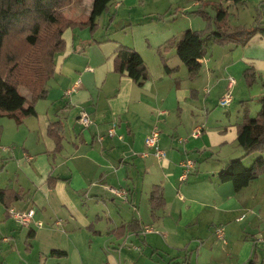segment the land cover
<instances>
[{"label": "crops", "instance_id": "obj_1", "mask_svg": "<svg viewBox=\"0 0 264 264\" xmlns=\"http://www.w3.org/2000/svg\"><path fill=\"white\" fill-rule=\"evenodd\" d=\"M147 1L112 0L120 16L119 23L112 17L114 28H66L35 114L20 122L0 117V264H246L253 251L264 262L256 246H264L261 202L246 192L252 181L261 186L258 176L239 190L218 177L229 160L246 163L236 131L264 97V27L243 43H207L193 76L169 47L163 54L175 69L167 72L158 48L181 29L134 34L131 27L129 34L122 20L139 18V2L162 1L165 10L179 1ZM91 2L76 14L82 21ZM156 8L139 12L147 19ZM122 45L137 52L132 63L146 65L145 77L115 70ZM229 77L233 95L223 106ZM81 111L89 124H81ZM154 125L161 158L144 145ZM254 151L250 165L264 157ZM187 160L192 167L181 178ZM152 189L159 194L155 209ZM9 207L34 212L23 225ZM52 249L65 254L49 255Z\"/></svg>", "mask_w": 264, "mask_h": 264}, {"label": "trees", "instance_id": "obj_2", "mask_svg": "<svg viewBox=\"0 0 264 264\" xmlns=\"http://www.w3.org/2000/svg\"><path fill=\"white\" fill-rule=\"evenodd\" d=\"M65 0H0V117H10L20 122L24 117L35 114L34 104L37 99L45 95V84L53 75L54 57L64 46L62 34L68 27H87L94 30L98 25L97 17L103 12L109 11V3L112 0H92L87 18L78 23L67 20L63 24L55 27V37L51 42L52 48L46 57H37L36 53H27L25 50L17 48L18 33L17 28L24 23L28 16H36L40 20L34 21L29 32L23 38L29 46L37 43L40 33V22L45 21L50 24H57L56 9ZM198 4L205 0H194ZM237 4L243 0H224ZM264 1V0H262ZM216 13L214 16V29L206 27L205 30L198 31L190 28L184 29L178 36L171 37L158 48L161 63L167 72L174 71L175 68L169 67L167 57L163 51L173 47L175 54L186 67L189 75L193 76L200 67V58L203 55L205 45L209 42L223 44L225 42L247 41L253 34L260 30V27L246 28L243 24L232 25L228 23V10L221 2L215 5ZM202 14L205 12L200 9ZM207 14V13H205ZM16 37V38H15ZM137 52L128 46H120L115 54V70L122 73L124 70L133 78L139 80L147 75L146 65L142 62L133 64ZM23 66V71L20 70ZM248 75V72L245 71ZM29 89V96L21 93L20 86ZM260 108L253 117L244 116L237 125L236 140L243 148L244 154L254 150L264 151V97L260 99ZM49 132L55 133L53 125H50ZM1 135V125H0ZM264 171V157H256L250 166L243 165L241 157L229 160L226 165L218 172V177L222 181H230L235 190L246 186L249 181L257 177ZM5 189H0V195L5 194ZM15 194L12 198H17ZM159 194L152 189L150 193L151 207L155 209L158 205ZM65 251L52 249L49 255L62 256ZM246 264H264L259 261L256 253Z\"/></svg>", "mask_w": 264, "mask_h": 264}, {"label": "rangeland", "instance_id": "obj_3", "mask_svg": "<svg viewBox=\"0 0 264 264\" xmlns=\"http://www.w3.org/2000/svg\"><path fill=\"white\" fill-rule=\"evenodd\" d=\"M144 1V0H143ZM179 4L173 5L172 8L163 10V3L162 1H159L157 3H149L152 6L157 7L156 10H152L151 12H148L147 15H150L147 19H143V15L139 12L141 9H145L149 7V0L147 1L146 5L144 7L142 2H139L137 8L134 10V16L138 17V19L133 20L130 22L129 20H122L124 29L122 25L119 29H124L126 32L130 34L131 27L134 31V34H138L139 32L146 33L150 29L152 30H160L163 29L167 30V27L169 28H176L181 29L177 30L179 35L180 31L190 28L193 30L202 31L205 30L206 27L209 29H214V16L216 13L215 5L221 2L223 6H226L229 16L227 18L228 23L235 25V24H243L246 28H253L254 26L258 27H264V1L262 0H243L240 3L234 4L231 2H225L224 0H205L201 2L200 4H194V0H178ZM88 0H65L62 5L58 9H56L55 16L59 20V23L57 24H50L45 21L40 22V33L37 37V43L34 46H29L26 44L25 41H23L25 35L29 32L30 25L36 21L39 20L36 16H28L26 21L22 23L19 28H17L18 33L15 34L17 36V42L19 44L17 45L18 49L25 50L27 53H36V56L39 57H46L48 51L52 48L51 42H53V38L55 37V27L59 26L60 24H63L64 22H67V20L78 23L82 21L81 16H76V14L84 13L87 9ZM109 11L103 12L99 17H97L98 25L100 27L106 28L111 24V26L115 27V22L112 19V17H118L116 18V23L120 22V16H116V11L112 8V3H109ZM144 7V8H143ZM158 9V10H157ZM202 9L207 14H202L199 10ZM153 15V16H152ZM123 17V16H122ZM126 19V18H124ZM40 21V20H39ZM164 22V23H163ZM127 23V24H126ZM106 30V29H105ZM127 35V33H126ZM16 38V37H15ZM129 39V36H127ZM173 51V50H172ZM20 70L23 71V66L19 67ZM20 91L22 94L29 96V89L23 85L20 86ZM233 95V94H232ZM38 100V99H37ZM36 100V101H37ZM252 102V101H250ZM260 106V105H259ZM259 109V108H258ZM251 116L254 115V112H251ZM3 120V119H1ZM7 120V119H5ZM257 153H254V155H258L259 151H254ZM264 155V153H262ZM249 154L245 155L244 162L245 165L250 166V161L248 162L247 159L249 158ZM254 156V157H255ZM248 162V163H247ZM259 174L257 178L261 182V186L256 181H252L250 183L247 194L248 197L252 194L257 195L258 201H260V217H264V175ZM256 179V178H255ZM254 217H251V224L257 223V218L253 219ZM227 223V222H226ZM224 227V226H223ZM259 233L264 234V229H259ZM250 237V236H249ZM218 239V238H217ZM258 247V252L260 250V255L264 257V246H259V244L256 245ZM164 256L163 254H161ZM163 263V262H162ZM172 264V263H171Z\"/></svg>", "mask_w": 264, "mask_h": 264}, {"label": "built area", "instance_id": "obj_4", "mask_svg": "<svg viewBox=\"0 0 264 264\" xmlns=\"http://www.w3.org/2000/svg\"><path fill=\"white\" fill-rule=\"evenodd\" d=\"M234 82V78L233 77H229V84H228V88L225 92H223V94L220 96L219 100H218V104L220 105H228L232 99V94H231V90H230V86L231 84ZM75 86H73L74 88ZM79 120L81 121V124L83 125H87L90 123L91 121V118L89 117L88 113L86 111H81L80 112V115H79ZM199 127H196L194 130H193V133L196 134L198 131H199ZM112 129L110 128L109 129V132H111ZM157 137H158V129H157V126L154 125L151 132L145 136L144 138V145L145 147H153V153L156 157L158 158H161L164 156V151L156 145V141H157ZM192 165H191V161L190 160H187L185 163H184V173L180 176L181 178H184L185 174H186V171L191 168ZM189 171V170H188ZM112 190L114 192H117L119 193L118 189L116 188H113L112 187ZM124 191L123 190H120V194H123ZM8 212L9 214L20 224H27L30 219H31V216L34 212V208L33 207H30L28 208L27 210H17V209H14L12 207H9L8 208ZM40 223V222H38ZM145 229H149V226H145ZM215 233L217 234V236L225 241L224 239V234H223V228L222 227H217L215 229Z\"/></svg>", "mask_w": 264, "mask_h": 264}]
</instances>
